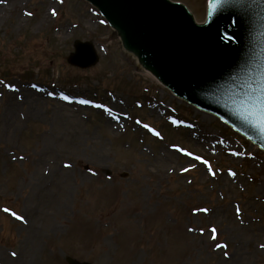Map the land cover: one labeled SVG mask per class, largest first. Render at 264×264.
<instances>
[{"label":"rangeland","instance_id":"1","mask_svg":"<svg viewBox=\"0 0 264 264\" xmlns=\"http://www.w3.org/2000/svg\"><path fill=\"white\" fill-rule=\"evenodd\" d=\"M172 1L205 21L209 0ZM76 40L95 45L92 68L68 64ZM162 154L171 163H157ZM262 186L264 152L148 75L89 3L0 2L3 263L264 264V248L239 250L226 234L227 209L239 208L264 244Z\"/></svg>","mask_w":264,"mask_h":264},{"label":"water","instance_id":"2","mask_svg":"<svg viewBox=\"0 0 264 264\" xmlns=\"http://www.w3.org/2000/svg\"><path fill=\"white\" fill-rule=\"evenodd\" d=\"M87 1L163 85L264 150L257 116L264 88V0H248L243 8L225 0L216 10L209 4L201 25L185 6L169 0ZM75 50L70 64L87 68L98 62L91 43L76 41Z\"/></svg>","mask_w":264,"mask_h":264},{"label":"bare ground","instance_id":"3","mask_svg":"<svg viewBox=\"0 0 264 264\" xmlns=\"http://www.w3.org/2000/svg\"><path fill=\"white\" fill-rule=\"evenodd\" d=\"M148 75H150V74L148 73ZM78 113H79V111H78L77 108L71 109V111H69V119H71L72 122L81 121V118H80ZM107 124H109V126L115 125L114 123H107ZM76 125H77V123L75 124V126ZM6 127L9 130L8 124H6ZM172 157L170 155L162 154L161 158L157 159L156 162L159 163V164L160 163L161 164H164V163L168 164V163H171ZM56 177H57V175L55 176V178ZM230 182H231V185H235V183H236L235 180L234 181L232 180ZM263 187L264 186H262L261 188H263ZM229 188H230V190H233V189H231V187H229ZM227 211H228V213H231L232 215L230 216L231 217L230 224L227 223V232H226V234L235 235L236 236V238H234L233 241L236 243L237 248L239 250H242L245 247H249L250 245H253L255 247L254 248L255 251L259 250L260 249V241H259V239L257 237L254 238L253 235L251 234L252 232L249 231V229H247L249 223L246 220H242V219L238 218V215L236 214L235 210L234 209L232 210L231 207H229L227 209ZM217 217H218V219H221V220L223 218L221 214H218ZM238 220H240V222H241V225L239 223L240 226H237V224H236V221H238ZM233 225H235L237 227H232ZM202 244H203V242H202ZM202 244L200 243V245H202ZM221 257L223 258L224 256L221 255ZM245 257H246V259L244 260V262H243L242 258L238 259V264H241V262L243 264H250V256H245ZM3 261L0 260V263L2 264ZM3 264H5V263H3Z\"/></svg>","mask_w":264,"mask_h":264},{"label":"snow or ice","instance_id":"4","mask_svg":"<svg viewBox=\"0 0 264 264\" xmlns=\"http://www.w3.org/2000/svg\"><path fill=\"white\" fill-rule=\"evenodd\" d=\"M0 2H3V0H0ZM223 2H225V0H209L210 7H211L213 10H216L218 7H220V5H221ZM235 3H236L239 7L243 8V7H245L246 4L248 3V0H235ZM26 15L31 16L32 13H31V12H28V13H26ZM52 15H53V16L57 15V13L55 12V10L52 11ZM62 99L65 100V101H68L69 103L72 102L71 99H70V97H68V96H63ZM78 103H79V104H82V105H88V104H91L92 102L89 101V100H79ZM95 107H102V105H95ZM257 116H258V118H259L260 127H261L262 130H264V88L261 89V97H260V101H259V109H258V112H257ZM137 123H139V121H138ZM173 123H177V122H176V121H173ZM144 127H145V128H149V126H148L147 124H145ZM149 131H153V132H154V135H156V136H158V137L160 136V133H159V132H156V131H154V130L151 129V128H149ZM178 150H179V149H178ZM185 154H186V155H189V156L192 155L191 153H187V152H186ZM194 158H195L196 160H201V159H202L201 157H198V156H197V157H194ZM203 163L207 165V164H208V161L205 160V161H203ZM65 167H70V165H67V164H66ZM208 170L211 172V167H210V166H209ZM183 171H188V169H183ZM212 174L215 175V173H212ZM229 174H230L231 176H233V177L236 175V174H235L234 172H232L231 170L229 171ZM3 211H4L5 213H10V215L13 216V217H15L17 220L24 221V217H23V216L18 215L15 211H11V210H10L9 208H7V207H5V208L3 209ZM202 211L207 212L208 209H203ZM237 215H239V208H237ZM24 222L26 223V221H24ZM189 231H193V229H189ZM216 231H217V230H216L215 227H212V228L210 229V232H211V238H212L213 240L216 239ZM201 232H203V230H201ZM215 247H217V248H221V247H223V248H227V245H226V244H224V245L217 244V245H215ZM260 247H261V248H264V244H261ZM15 255H16V253L13 252V253H12V256H15Z\"/></svg>","mask_w":264,"mask_h":264}]
</instances>
